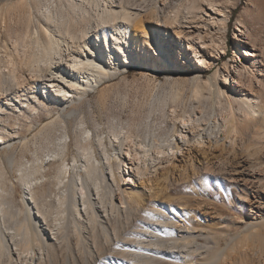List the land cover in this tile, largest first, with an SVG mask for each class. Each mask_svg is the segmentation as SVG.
<instances>
[{"label":"bare ground","instance_id":"6f19581e","mask_svg":"<svg viewBox=\"0 0 264 264\" xmlns=\"http://www.w3.org/2000/svg\"><path fill=\"white\" fill-rule=\"evenodd\" d=\"M23 10L5 40L0 22V118L9 95L27 113L25 131H13L18 152L0 122V264H264V192L246 185L249 167H264V47L248 30L235 33L237 64L213 70L226 49L206 33L230 17L216 0H25ZM131 67H187L208 114L176 107L187 101L179 78L142 74L150 97L134 101L119 83L102 87L130 82ZM130 101L128 118L105 120L111 102ZM36 113L47 120L35 127ZM209 176L229 202L233 182L249 203L238 234L226 237L217 204L201 218L171 192L195 179L213 193Z\"/></svg>","mask_w":264,"mask_h":264},{"label":"rangeland","instance_id":"374dc122","mask_svg":"<svg viewBox=\"0 0 264 264\" xmlns=\"http://www.w3.org/2000/svg\"><path fill=\"white\" fill-rule=\"evenodd\" d=\"M25 2V0H0V15H7L8 17L6 18V21H1L0 18V22H1V29L3 32V36L2 39L5 40V32L7 30L11 31L14 30L16 31L18 28L22 27L24 22L22 21L23 19V13L26 12V10H23V3ZM216 2L220 5V7L224 8L225 10H227V12L229 13L230 17L227 20V23L225 24L226 28L224 29L222 26H219L217 23H210L212 22V20H208L207 22L210 23V28L207 30L206 33V37L209 39H216V40H222L224 42V48L226 49V52L223 54L221 53V57L218 60L219 65L214 64L216 67L213 69L215 70L217 67H224V65L226 63L230 64L231 66L236 65L237 61L239 60V56L237 55L238 53H241L240 51H238L237 47H239V45H244L243 41L239 42L238 40L235 39V33L238 32V28L239 27H244L248 33L245 34V36H248L249 38H247V41H250L251 43H254L256 40L257 42L264 47V0H216ZM17 7V8H16ZM21 8V10L19 9ZM29 8V7H28ZM25 9H27V7H25ZM3 20V19H2ZM243 37H245L244 35H242ZM246 39V38H245ZM245 47V46H244ZM246 58V56H244ZM264 62V60H263ZM180 64V62H179ZM263 66V63H262ZM144 71V72H143ZM147 72V73H145ZM150 70L146 69V68H139V67H131L130 71L128 72L127 76L129 78L130 82L124 83L122 82L121 79V75H118L116 78L111 79L109 82L105 83L102 87H108V86H113L114 84L119 83L121 85V90L122 92H126L129 94L130 99H133V101L135 100V98L140 99H148L150 97V94L148 92L145 91V95L144 90L142 89V84H143V79L141 78L142 74H148L151 77H154L158 80L164 81L167 78H179L181 80H185L184 82V93H186L185 95V100L186 104L184 107L181 106H176L178 109H182L185 110L187 113H192L193 110L195 109V111L198 113V115L201 114V109H200V105L202 107H204V105L207 106L206 110H203L202 112L207 115L209 107L212 105V101L211 99H206V98H202L200 101L196 100L194 98H192V93H191V85L189 82V79L192 77V71L190 69H188L187 67H185V71H181L180 74L178 73H174L172 71H166V70H162L159 69L158 71H154L152 70L151 73ZM213 72V71H212ZM221 80L223 79V77H220ZM122 83V84H121ZM154 83V82H153ZM190 86V87H189ZM258 88V87H257ZM190 89V90H189ZM205 92V97L209 95V93L207 91ZM16 95V94H15ZM23 98L24 95L20 94ZM29 96L31 97L32 94L30 93ZM98 96L99 93L98 92H93L92 93V101H97L98 100ZM33 97V96H32ZM16 97H12V95H9L5 98H3L4 102H7V107L5 111L3 112L2 117L0 118V122L4 123L5 126L8 127V129L11 131L13 136H16L17 139L15 140V144L18 146L17 152L20 149L19 146H21L22 143V136H17L15 135V133H13L14 130L16 131H25V129L27 128V121L25 116L27 115L26 112H20V109L17 106H13L12 104H16L19 105L20 102H16ZM264 98V95H263ZM121 100V99H120ZM133 101H130L129 104L124 105L122 102H111L110 104V109L107 110L104 113V117L105 120L109 117L106 116L108 115H112V114H121L123 116L124 119L129 117V114L131 112L132 107L134 106ZM6 104V103H5ZM201 107V108H202ZM134 108L136 109L137 107L134 106ZM145 111L147 110V107H144ZM172 108H167V110H171ZM183 110H179V113L181 114L183 112ZM201 110V111H200ZM41 114H45L44 109L40 110ZM34 118L36 119V125H40L42 124V122H44L45 120H47L46 118H43V121H41L39 119V117L37 118V113L35 115H33ZM182 116V115H181ZM169 119V118H168ZM169 121V123H168ZM166 121L167 124H171L170 120ZM181 123L178 122V128L181 127L180 125ZM168 126L164 127L162 130V133H164L165 128L167 129ZM76 147V146H75ZM74 147V149H75ZM1 151H0V155H1ZM5 157V154H4ZM30 157V155H29ZM263 161H264V156L262 155ZM73 157L69 158V161H72ZM264 164V163H263ZM264 168V167H263ZM260 169L258 172L257 171V167L253 168V167H249V171L248 174L250 175V179L247 180L246 185H247V189L249 190L250 194L253 195H260L262 192H264V170ZM12 178L14 179V181H16L17 183V177L15 176L14 173H12ZM211 181H210V180ZM209 184L210 186H212L213 188V193H212V189L211 187L207 188L205 191L201 190L200 186H197V192H195L194 186L198 185L197 180L195 181V179H193L194 181L190 182V183H195L193 188L191 185L193 184H188L186 183V185L188 186L187 189L183 188L184 186L182 184L185 183H178L175 184V186L172 187L171 192L173 195H182V196H187V200H191L189 201V210L193 211L194 214L198 215L199 217L202 218L205 210L207 209V205L209 203L208 206H212V205H216L218 207V210L222 213H225L229 216V220L226 222L227 226L226 227L228 229V231L226 232V237H230V235H234V234H238L241 230H242V221L247 220L250 218V206L249 203L247 201H241L239 197V187L236 183H229V186H231V193H230V202L228 201V194L226 193V191H222L219 189L218 187V183L216 180H214L215 178L212 176H209ZM19 184V183H17ZM186 187V186H185ZM199 188V190H198ZM21 190V188H19ZM193 189V191H192ZM203 189V188H202ZM211 189V190H210ZM201 190V191H200ZM208 191V193L206 192ZM191 192V193H190ZM199 193V194H198ZM215 194V195H214ZM227 195V196H226ZM253 195H250L251 198H254ZM18 197V196H17ZM194 199H193V198ZM197 197V198H196ZM20 198V196H19ZM192 198V199H191ZM186 199V198H185ZM205 200L206 205H204L205 203H203V207L202 205L201 207L197 205V203L199 201L203 202ZM256 200V199H254ZM198 201V202H197ZM214 201V202H213ZM197 202V203H196ZM223 202V204H222ZM17 203L19 204V206H21V203L19 202V199L17 198ZM197 205V207L194 206ZM211 203V204H210ZM192 204V205H190ZM222 205V206H221ZM206 206V207H205ZM221 206V208H220ZM200 207V208H199ZM223 208V209H222ZM192 209V210H191ZM256 209V208H254ZM201 210V211H200ZM204 210V211H203ZM203 212V213H202ZM197 221V220H196ZM222 238L221 237V245L225 246L226 242L229 238ZM200 241L202 243L205 242V239L202 237H200ZM245 259V258H244ZM246 262V260H245ZM250 264V263H249Z\"/></svg>","mask_w":264,"mask_h":264}]
</instances>
